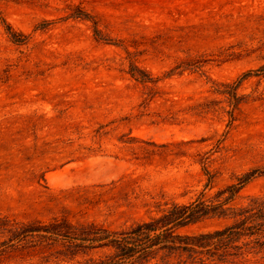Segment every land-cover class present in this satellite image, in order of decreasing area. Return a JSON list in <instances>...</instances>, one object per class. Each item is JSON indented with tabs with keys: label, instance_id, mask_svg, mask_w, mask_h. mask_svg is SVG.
<instances>
[{
	"label": "rangeland",
	"instance_id": "obj_1",
	"mask_svg": "<svg viewBox=\"0 0 264 264\" xmlns=\"http://www.w3.org/2000/svg\"><path fill=\"white\" fill-rule=\"evenodd\" d=\"M131 62L154 82L135 80ZM263 66L264 0H0V218L120 231L264 168ZM248 72L239 106L217 92ZM201 138L170 146L182 156L154 146ZM263 195L260 176L238 203ZM9 238L0 229V245ZM55 252L12 248L0 264L103 255L58 263Z\"/></svg>",
	"mask_w": 264,
	"mask_h": 264
},
{
	"label": "trees",
	"instance_id": "obj_2",
	"mask_svg": "<svg viewBox=\"0 0 264 264\" xmlns=\"http://www.w3.org/2000/svg\"><path fill=\"white\" fill-rule=\"evenodd\" d=\"M73 16L92 18L84 11H78ZM6 30L14 43H26L27 36L18 38L9 25ZM95 34L99 36L98 28ZM261 72H264V66ZM253 73L248 72L226 85L228 91L217 92L227 95L230 103L239 106L244 98L238 90ZM129 74L141 83L154 82V78L135 62L130 63ZM229 114L231 122L235 121L234 111ZM206 141V138H201L154 146L165 150L164 153L182 156L186 154L185 150L175 153L170 146L183 147ZM208 162L209 157L199 161L207 180L205 187L212 189L216 175L210 170ZM260 176H264V168L253 169L239 177L236 183L218 189L211 197L202 192L191 202L173 203L148 220L120 231L89 222L74 224L68 220H56L50 223H21L0 218V229L10 233V238L0 245V258L12 248L24 247L38 248L42 253L46 250L51 256H54L52 250L55 249L58 263H70L102 252L98 259L90 258V264H258L264 261V195L248 197L247 203H238V199L243 189ZM208 219H223L228 223L208 232L183 231ZM43 259L45 263L51 262L46 256Z\"/></svg>",
	"mask_w": 264,
	"mask_h": 264
}]
</instances>
